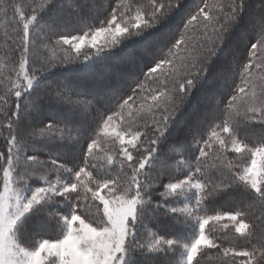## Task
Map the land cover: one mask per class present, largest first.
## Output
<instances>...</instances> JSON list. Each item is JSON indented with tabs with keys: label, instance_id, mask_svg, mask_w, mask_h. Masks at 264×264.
I'll return each instance as SVG.
<instances>
[{
	"label": "snow or ice",
	"instance_id": "6c2138e0",
	"mask_svg": "<svg viewBox=\"0 0 264 264\" xmlns=\"http://www.w3.org/2000/svg\"><path fill=\"white\" fill-rule=\"evenodd\" d=\"M183 10L0 0V264H172L177 253L176 264H264V132L257 143L242 134L264 130V0ZM122 72L133 79L109 97ZM197 93L204 112L181 136ZM162 144L186 155L178 175ZM241 188L260 205L255 222L243 201L209 212ZM218 227L245 244L225 246Z\"/></svg>",
	"mask_w": 264,
	"mask_h": 264
},
{
	"label": "trees",
	"instance_id": "16d2710c",
	"mask_svg": "<svg viewBox=\"0 0 264 264\" xmlns=\"http://www.w3.org/2000/svg\"><path fill=\"white\" fill-rule=\"evenodd\" d=\"M95 2L98 4H102L104 3V0H95ZM210 2H212V0H210ZM199 3H200V0H184V10L182 11L181 16L186 15L188 11L193 10L195 8V5ZM179 18L180 17L178 16L176 20H179ZM3 33H4L3 24L2 22H0V49H3V47L5 46ZM120 56H123L122 52L115 59H119ZM144 71L146 72L147 68H145ZM132 79H133L132 76H129L127 73L122 72L118 79L110 83L109 87L112 89V92L108 94L109 97L119 98V88L124 87L125 89H127V86L131 82ZM222 85H223V82H220L219 86L222 87ZM205 106H206V103L202 99L200 93H197L196 95L193 96L191 105L188 107V110L185 113V116L181 118V125L184 124V120L186 118L188 120V125H189L188 128L181 127L180 129L181 136H187L189 134L196 133V130H197L196 120L198 116L204 112ZM55 114H56L55 111H52L49 113V117ZM45 122H47V120ZM262 132H264V130L261 129L260 125H252L249 129H247L246 133H242V134L246 135V138L248 139L249 143H257ZM36 146L39 148H46L44 144L39 143V142H37ZM169 147H170V144H167V145L162 144L159 146V150L161 151L162 155L167 154V156L169 157L168 163L171 165V174L178 175V173L176 172L177 161H180L186 158V155L185 156H181L179 154L174 155L173 153L168 151ZM0 151H6V148L4 147V144L2 141H0ZM28 154H31V153H28ZM232 155L233 154L229 153V156H232ZM41 156L43 158L44 153H41ZM77 163H79V160H77ZM209 163H211V161H209ZM209 172L212 175L216 174L215 170L211 168L209 169ZM1 174H2V171H0V178H1ZM180 178H182V176ZM165 182H167V177L165 178ZM0 185H1V180H0ZM253 197H254V194H252L250 190L241 188L240 190H232L230 192L224 193L222 196L217 197L214 201L206 202V207L208 208L210 213L215 210H221V211L234 210L236 207L239 206L238 202L243 201L244 204L246 205H252V207L247 208L248 219L253 220V222H255L254 217L260 214V205L258 202L254 200ZM177 206H179V204ZM161 219L164 220L166 218L162 217ZM39 230L44 233L49 232L48 229H44V228H41ZM151 230L156 231L157 229L153 227ZM194 231L195 230L193 228H183L182 227L181 229V233L183 237L185 238V240H189L194 234ZM262 231H264V229H258L257 235L259 236ZM216 235H218L221 238V241L224 243L225 246L229 244H233V243L236 246H243L245 244V241L243 240V238H240L238 234H236L234 231H231V230L220 231L218 227ZM139 259L141 261V264H145V261H151L152 257H140ZM168 259L172 261V264H176V262L179 261L181 258H180L179 253H177L175 256L169 255ZM204 264H215V260L213 257H208L204 261Z\"/></svg>",
	"mask_w": 264,
	"mask_h": 264
},
{
	"label": "rangeland",
	"instance_id": "374dc122",
	"mask_svg": "<svg viewBox=\"0 0 264 264\" xmlns=\"http://www.w3.org/2000/svg\"><path fill=\"white\" fill-rule=\"evenodd\" d=\"M0 180H1V185H2V174H1V178H0Z\"/></svg>",
	"mask_w": 264,
	"mask_h": 264
}]
</instances>
